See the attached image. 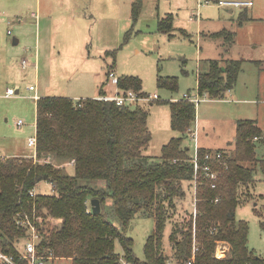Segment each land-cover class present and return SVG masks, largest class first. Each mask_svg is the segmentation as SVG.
Segmentation results:
<instances>
[{
  "label": "trees",
  "instance_id": "16d2710c",
  "mask_svg": "<svg viewBox=\"0 0 264 264\" xmlns=\"http://www.w3.org/2000/svg\"><path fill=\"white\" fill-rule=\"evenodd\" d=\"M141 5V0L134 4V20ZM247 19L248 14L242 12L241 22ZM172 21L173 14H169L159 22L160 30L171 31ZM225 34L230 42L234 40V32L226 30L213 36ZM108 53L114 60L117 50ZM242 62L210 60L208 70L198 74V92L212 99L223 98L235 86ZM157 84L175 90L178 77L159 76ZM118 86L148 95L139 76L122 75ZM168 103L171 128L179 135L163 145L159 161H152L144 154L152 133L149 112L142 105L118 106L91 97L37 99L36 157L0 155V243L16 263L27 264L18 248L29 237V228L18 223L25 216L35 222L41 234L38 253L46 262L52 258L71 259L72 264L167 263L163 238L173 219L170 211L174 212L179 202L184 206L188 189L191 192L193 188L194 151L186 140L197 118L194 102L182 98ZM256 137L259 141L264 137L257 120L243 119L237 123L232 142L234 155H227L225 149L199 147L202 164L208 152H223L224 156L209 162L218 172L216 187L204 172L199 176L196 218L186 206L173 225L168 235L172 258L188 264L196 245L193 264H264V255L248 246V221L237 218L238 207L253 200L251 191L243 188L254 183L257 170L264 174V156L257 155ZM72 159L73 165H65ZM42 181L55 184L51 194L31 196ZM92 198L101 202L98 214L93 213ZM138 213L155 220V230L145 243L144 261L136 257L133 238L126 232ZM218 241L229 243L223 258L215 255ZM118 242L122 252L116 250Z\"/></svg>",
  "mask_w": 264,
  "mask_h": 264
},
{
  "label": "rangeland",
  "instance_id": "374dc122",
  "mask_svg": "<svg viewBox=\"0 0 264 264\" xmlns=\"http://www.w3.org/2000/svg\"><path fill=\"white\" fill-rule=\"evenodd\" d=\"M137 1L0 0L1 154L11 155L15 145L27 155L35 153L34 147L29 146L28 142L36 133V102L30 96L33 92L29 90V86L27 87V84L33 81L34 72L31 75L27 69L28 77L24 75L25 71L23 73L20 66L21 59L25 57L35 61V54L38 51V60L40 58L43 66L49 57L53 56L58 60L63 56V53L59 52L65 42L69 44L77 40L79 43L73 45L74 54L78 57L85 56L89 61L83 60L81 65H78L84 81L77 83L76 90L82 91L81 85L85 83L87 87L89 86L86 92L92 95L91 98L99 96L100 92H95V86H92L95 79H101L105 83V88L114 90L116 86L107 82L105 76L111 70L119 77L139 76L143 80L144 92L160 96L161 99L156 103H141L149 112L148 125L152 133L151 142L144 149V154L151 157L152 161H159L163 145L171 137L179 135L171 128V110L168 102L182 99L186 93L195 94L198 91V72L208 70L209 59L235 58L243 62L235 86L224 96L228 101L209 100L208 96L203 97L197 105V122L199 120L202 122L201 145L223 148L227 155L232 156L234 155L232 142L236 135L233 121L238 118L256 119L264 130V0H252L254 6L248 8L250 19L243 23L239 22V15L244 8L233 7L235 12L230 14L229 7L218 8L217 3L220 0H209L210 3L202 0L203 6L198 5V0H141L139 15L134 20V4ZM172 13L175 17V26L185 28L186 32L180 29L159 30V22ZM199 13L200 23L192 22L190 16ZM195 18L196 16L192 19ZM223 30L234 32L232 42L226 34L222 36L211 34ZM83 36L88 38L85 40L86 46L85 42L82 43ZM14 38H20V42L14 44ZM81 50L84 52L79 55ZM114 50H117V53L113 60L108 52ZM249 55L262 60V63L253 59L247 60ZM58 67L57 65L55 68ZM60 72L57 69L52 70V74L57 76ZM21 73L24 78L19 81L20 94L13 98L6 97L5 88L14 85L16 83L14 79H19ZM69 75L52 79L49 88L46 89L47 96H64L65 89L72 91L69 86ZM159 76L178 77V88L175 90L160 88L157 84ZM75 82L76 79L73 77L74 86ZM112 90H109V93H113ZM18 120H22L23 125L18 126L16 124ZM254 140L257 142V155L264 156V140L259 141L256 138ZM186 143L194 151L195 143L191 137L187 138ZM244 164L257 166L251 162ZM68 172L73 171L68 169ZM246 189L251 191L253 200L238 207L237 218L248 221L249 248L257 254L264 255L262 225L264 174L257 170L256 180L243 188ZM192 190L193 188L190 192L188 189L184 206L183 202H179L174 212L170 211L173 219L167 225L163 238V250L169 257L166 264H186L172 258L173 251L168 235L176 220L186 211L185 207L193 210ZM36 191L51 194L52 187L48 182L42 181L36 187ZM52 222L56 224V220L53 219ZM114 222L118 225L117 220ZM154 230V218L141 213H138L127 227L126 232L133 238V250L140 261L145 260V243ZM26 242L27 240H24L18 244L21 251L24 250ZM116 250L123 251L119 242L116 244ZM45 264H72V261L50 258Z\"/></svg>",
  "mask_w": 264,
  "mask_h": 264
},
{
  "label": "built area",
  "instance_id": "2783aa9c",
  "mask_svg": "<svg viewBox=\"0 0 264 264\" xmlns=\"http://www.w3.org/2000/svg\"><path fill=\"white\" fill-rule=\"evenodd\" d=\"M204 4L203 2H201ZM205 3H210L209 0H206ZM253 2L252 1H224L220 0L218 1L219 6H225V7H250L252 6ZM11 31H9V34ZM31 65V62L27 58L22 59V66L24 68L28 67ZM107 80L109 83L113 84L116 86V92L107 94V93H102L99 94V96L96 97L97 100L105 101V102H115L118 106H136V105H141L142 102H154L160 100V96L158 94H149V95H143L140 94L134 90H124L121 89L118 84H119V76H117L113 71H111L108 74ZM30 91H36V87L34 85L29 86ZM18 92L16 88H8L6 90V96L7 97H12L17 95ZM35 99H38V94H35ZM203 97H208L207 94L201 95L198 91L195 94H189L186 93L184 94L183 98L190 100L196 104V106L203 100ZM17 125L21 126L23 125L22 120L17 121ZM195 126V127H194ZM194 126L189 130L190 131V137L195 143L194 146V155L192 158V164H193V170H194V179H193V190L191 193L192 199H193V215L194 218H196V215L198 213L196 203H197V192H198V179L199 176L204 172L206 177L212 181L211 185L212 187H216V180L218 179V172L215 171L212 166L209 164L210 161L214 159H221L223 158L224 154L223 152H208L204 156V164H202V157L199 154V145H198V139H199V129H198V122L197 118L194 122ZM257 139V137H256ZM29 146L34 147L35 150V157L37 153V138H36V133L35 137H31L29 139ZM75 162L74 159L71 161L67 162L65 165H73ZM50 186L52 187V190L55 187L54 183L48 182ZM31 196H35L37 194L36 189L31 191ZM219 198L215 199V202H218ZM36 219V218H34ZM18 223L20 225H24L27 228H29V237L27 239V242L24 245V250L22 251L21 257L27 260V264H45L47 258L45 256H42L38 253V244L41 239V234L38 231V228L36 227V224L34 221H32L29 216L22 217L18 219ZM229 243L225 241H218L217 246H216V253L215 255L218 258H223L227 255V252L229 250ZM197 247L194 245L193 248V254L188 261V264H193L195 260V251ZM0 264H18L16 263L14 257L6 252L4 248L2 247L0 243ZM120 264H127L126 261H123Z\"/></svg>",
  "mask_w": 264,
  "mask_h": 264
},
{
  "label": "crops",
  "instance_id": "0c3cea01",
  "mask_svg": "<svg viewBox=\"0 0 264 264\" xmlns=\"http://www.w3.org/2000/svg\"><path fill=\"white\" fill-rule=\"evenodd\" d=\"M247 1H252V0H247ZM201 2H202V0H201ZM199 0H198V5H201V6H203L204 4H202ZM253 2V1H252ZM217 5H218V3H217ZM201 6H199V7H201ZM254 6V2H253V4H252V6H250V7H253ZM220 7H222V6H219L218 5V8H220ZM250 7H244V11H242V12H244V13H247L248 14V8H250ZM228 12L230 13V14H233L235 11H234V8L233 7H229V9H228ZM241 12V13H242ZM241 13H240V15L239 16H241ZM173 14V13H172ZM194 15V16H193ZM193 15H191L190 16V20L192 21V22H196L197 21V23H200V20H201V18H200V13L199 14H193ZM196 16V18L195 19H192L193 17H195ZM248 16H249V14H248ZM208 19H210V18H208ZM249 19H250V17H249ZM249 19H247V20H249ZM247 20H245V21H247ZM241 20H239V22H240ZM245 21H242V23L243 22H245ZM172 23H173V28H172V30H174V29H180V30H182L183 32H186V29L185 28H178V27H176L175 26V17H174V14H173V21H172ZM160 30V29H159ZM161 31V30H160ZM216 32H219V31H216ZM215 31L213 32V33H211V34H214V33H216ZM38 32L36 31V34H37ZM38 35V34H37ZM86 38H87V36L85 37V36H83V41H82V43L84 44V42H85V40H86ZM88 39V38H87ZM14 40H17V44L20 42V38H14ZM13 40V41H14ZM87 42V41H86ZM86 42H85V44H84V46H86ZM79 43V41L77 40V42H74V41H71L69 44H67L66 42H65V45H64V47L61 49V51L59 52L60 54H62L63 53V56L60 58V59H58L57 60V58H55V57H53V56H51V57H49L48 58V62H44L43 63V66H42V62H41V60H40V58H39V60H38V51L36 52V54H35V61L34 60H30V62H31V65L30 66H28V67H26V68H24L23 66H22V61H20V66H21V69H22V71H23V73H24V71H25V73H24V75H26L27 77H28V75H27V73H26V70L28 69L29 71H30V73H31V75H32V72H34V78H33V81L31 82V83H28L27 84V87L28 86H32V85H34L35 87H36V91H32L33 93L30 95L31 96V98L33 97L34 98V100H35V102L37 101V99H35V94L37 93L38 94V98H40V97H43V96H47V93H46V89L47 88H49V86H50V84H51V80L52 79H57V77H61V78H64L65 76H68L69 74H72V75H69V86H71V88H72V91H68L67 89H65V95L64 96H66V97H71V98H73V99H80V98H87V97H92V95H89L86 91L88 90V87H87V85H85V83H82V85H81V89H83L82 91H78V90H76V88H77V83L78 82H83L84 80H83V76H82V73H79V72H81V68L80 67H78V65L80 64L81 65V62H83V60L84 61H86V62H88L89 60H88V58H86L85 56H81V57H78L77 55H75L74 54V51H73V45H77ZM69 46V47H68ZM83 52L84 51H79V55H82L83 54ZM80 53H82V54H80ZM23 58H25V57H23ZM22 58V59H23ZM21 59V60H22ZM213 59H217V58H213ZM228 59H235V58H228ZM252 59L254 60V61H256V62H260V63H262V60H260V59H255V58H252V55H249V58L247 59V60H251L252 61ZM210 60H212V59H209V61ZM44 65H46V67L44 66ZM59 66L58 68H55L56 66ZM199 66H200V64H199ZM53 69H57L60 73L58 74L59 76H57V75H55L54 73L52 74V70ZM88 70H90L89 68H87ZM242 69V68H241ZM64 72V73H63ZM114 72V71H113ZM201 72V71H200ZM241 72V71H240ZM108 73V72H107ZM107 73H106V75L105 76H107ZM115 73V72H114ZM98 75H100V73L98 72L97 73ZM198 74H199V72H198ZM240 74V73H239ZM18 76H16V78H17ZM75 78L76 79V82H75V86L72 84V78ZM239 77V76H238ZM19 79H14L15 80V82L16 83H14V85H8L6 88H5V90H4V92H5V96H6V90L8 89V88H16V90H17V92H18V94H20V92H21V88H20V86H19V84H20V80H22V78H24V76L22 75V73H21V75H19V77H18ZM67 78V79H68ZM238 80V79H237ZM45 81H46V83H45ZM48 81V82H47ZM106 81L108 82V80L106 79ZM18 83V84H17ZM197 83H198V76H197ZM104 81H102L101 79H95V81H93V85L92 86H95V92H100V94H102L103 93V91H104V93H107V94H111V93H109V90H112V88H109V89H107V88H105V86H104ZM91 86V87H92ZM114 86V85H113ZM27 89V88H26ZM86 89V90H85ZM233 89V88H232ZM231 89V90H232ZM113 91V93L114 92H116V88L114 89V90H112ZM190 93V92H189ZM235 93H238L237 91H235ZM17 94V95H18ZM2 96V95H1ZM16 96V95H15ZM15 96H12V98L13 97H15ZM7 97V96H6ZM97 97V96H96ZM95 97V98H96ZM209 100H216V101H228L226 98H218V99H212V98H209ZM174 101H177V100H174ZM152 104V103H151ZM243 119H249V118H242V119H236V121L234 122L233 121V123L235 124V127H237V123H238V121L239 120H243ZM256 120V119H255ZM36 123V122H35ZM170 123H171V118H170ZM16 124H17V122H16ZM260 126V125H259ZM261 127V126H260ZM201 128H202V122L199 120L198 121V129H199V139H198V145H199V147L201 148V147H203V148H207V149H223V148H212V146L211 147H204V146H202L201 145V139H200V134H201ZM263 130V129H262ZM263 132H264V130H263ZM172 138V137H171ZM262 140H264V137H263V139ZM28 145H29V142H28ZM13 153L11 154V155H6L5 153H3V154H1L0 153V155H2V156H5V157H35V153H34V155H27L26 153H23L24 151H22L19 147H18V145H15L14 147H13V151H12ZM34 152H35V150H34ZM61 221V220H60Z\"/></svg>",
  "mask_w": 264,
  "mask_h": 264
},
{
  "label": "water",
  "instance_id": "95a60500",
  "mask_svg": "<svg viewBox=\"0 0 264 264\" xmlns=\"http://www.w3.org/2000/svg\"><path fill=\"white\" fill-rule=\"evenodd\" d=\"M14 44H17V40H14ZM91 206H92L93 213L98 214L102 210L101 202L98 198L91 199Z\"/></svg>",
  "mask_w": 264,
  "mask_h": 264
}]
</instances>
